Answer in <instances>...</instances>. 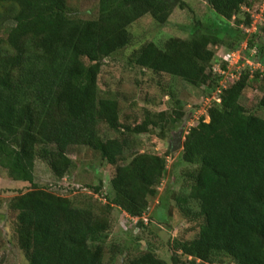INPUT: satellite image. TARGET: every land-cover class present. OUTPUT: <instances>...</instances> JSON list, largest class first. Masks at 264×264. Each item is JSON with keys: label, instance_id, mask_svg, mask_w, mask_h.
Masks as SVG:
<instances>
[{"label": "trees", "instance_id": "trees-1", "mask_svg": "<svg viewBox=\"0 0 264 264\" xmlns=\"http://www.w3.org/2000/svg\"><path fill=\"white\" fill-rule=\"evenodd\" d=\"M203 1L218 20L215 25L194 20L188 38L170 37L162 48L146 41L127 61L214 89L216 48L232 50L245 39L237 15L245 6L254 11L256 0ZM185 5L183 0H98L96 17L83 19L72 16L66 0H0V29L10 21L0 38V168L31 185L9 202L28 264H107L103 243L110 229L109 219L96 216L91 205H75L35 184L36 158L61 179L72 167L68 148L90 147L114 166L106 207L136 218V224L144 222L149 198L167 171L166 156L128 151L120 129L144 133L168 119L159 112L155 120L147 114L133 126H122L116 99L98 95L97 77L103 59L131 44L128 27L134 21L149 14L162 27L175 7ZM245 19L243 28L250 24L248 12ZM256 31L248 47L257 48L254 60L264 66V42L254 43ZM251 79L242 72L210 101L208 121L200 117L183 136L181 158L195 167L183 173L187 192L173 199L186 220L197 222V231L190 239L171 240L172 264H215L222 257L234 264H264V118L240 103ZM258 104L264 107V94ZM99 123L121 136L101 138ZM100 189L94 187L92 194ZM124 260L168 264L150 247Z\"/></svg>", "mask_w": 264, "mask_h": 264}, {"label": "rangeland", "instance_id": "rangeland-1", "mask_svg": "<svg viewBox=\"0 0 264 264\" xmlns=\"http://www.w3.org/2000/svg\"><path fill=\"white\" fill-rule=\"evenodd\" d=\"M183 1L186 3L185 7H175L162 27L158 26L149 14L134 21L128 27L131 44L113 57L103 59L97 77L98 95L116 99L122 126H133L144 120L147 114L155 120L159 112H165L168 119L166 123L150 126L144 133L128 134L124 129H120L128 139V151H145L166 156L167 171L157 187V194L149 198L144 222L136 224L118 208L106 207V196L110 194L109 179L114 166L102 161L99 154L90 147L75 145L68 148L66 154L72 160V167L61 179L56 178L40 158L35 160V184L71 198L75 205L89 204L96 216H106L109 219L110 229L103 243V259L107 264H127L125 255L137 254L147 247L152 248L168 264H172L171 240L190 239L197 231V222L186 220L173 199L174 194L187 192L183 173L187 169H193L195 165L184 162L181 158V147L172 150V142L179 132L182 142L186 131L195 125L200 117L208 121L206 110L212 88L207 83L193 86L179 77L155 74L127 61L128 54L146 41H153L162 48L170 37L188 38L194 20H200L206 27L213 26L215 21H218L205 1ZM66 3L72 16L93 19L97 15L98 0H66ZM253 8L257 10V0ZM245 13L242 7L237 15L242 29L241 22L246 20ZM233 23L234 19L229 22L230 25ZM7 25H10L8 20L3 22L0 38L5 37L3 27ZM256 32L254 43L264 42V26ZM248 34L246 33L241 43L249 39ZM226 50L224 45L217 47L215 57H220ZM245 70L252 79L244 90L240 103L248 112L264 118V107L258 104L264 94V73L255 78L254 74L258 69L245 68L243 72ZM97 132L103 139L121 136L104 123L98 124ZM30 186L28 182L11 179L6 170L0 168V264H28L17 244L16 212L9 207V202L12 197L26 191ZM96 186L101 188L100 192L92 194ZM191 206L196 210L195 203L192 202ZM215 264L234 262L228 257H222L220 263Z\"/></svg>", "mask_w": 264, "mask_h": 264}, {"label": "built area", "instance_id": "built-area-1", "mask_svg": "<svg viewBox=\"0 0 264 264\" xmlns=\"http://www.w3.org/2000/svg\"><path fill=\"white\" fill-rule=\"evenodd\" d=\"M243 8L250 14V24L244 27L243 30L250 35L254 33L259 26H264V0H259L257 10L251 11L250 8L246 6ZM256 53L257 48L255 46L248 47V41L246 39V41L240 43L237 48L226 50L220 57H216V60L211 64V72L216 76L217 83L215 88L211 91L212 95H210L209 103L211 100L216 99L221 91L230 83L237 81L245 68L249 70L258 69L260 72L264 73V66L254 60ZM207 99L208 97L206 100ZM145 214L141 217L143 220H145ZM129 218L136 222V218Z\"/></svg>", "mask_w": 264, "mask_h": 264}, {"label": "water", "instance_id": "water-1", "mask_svg": "<svg viewBox=\"0 0 264 264\" xmlns=\"http://www.w3.org/2000/svg\"><path fill=\"white\" fill-rule=\"evenodd\" d=\"M180 132L174 137L173 142H172V150L177 149L178 147L181 146V140H180Z\"/></svg>", "mask_w": 264, "mask_h": 264}]
</instances>
